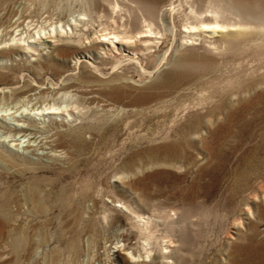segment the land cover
Returning <instances> with one entry per match:
<instances>
[{
	"label": "rangeland",
	"instance_id": "374dc122",
	"mask_svg": "<svg viewBox=\"0 0 264 264\" xmlns=\"http://www.w3.org/2000/svg\"><path fill=\"white\" fill-rule=\"evenodd\" d=\"M109 1L0 0V264H123L118 246L264 264V26L217 50L166 32L139 65L100 50L126 21ZM40 28H72L79 47L4 44Z\"/></svg>",
	"mask_w": 264,
	"mask_h": 264
},
{
	"label": "bare ground",
	"instance_id": "6f19581e",
	"mask_svg": "<svg viewBox=\"0 0 264 264\" xmlns=\"http://www.w3.org/2000/svg\"><path fill=\"white\" fill-rule=\"evenodd\" d=\"M163 1H164V4H162ZM109 2L108 4L110 6L111 13L119 11L117 12L119 15V19H122L125 17L126 21H122V20L119 21L113 17V24H115V26H112V28H109V30L107 29L108 28L107 26H104L101 29L104 32L101 33L102 38H100L98 42L105 45L106 47L104 46V47H101V49L100 48L99 49L101 51H104V53H108V54L109 53L111 54L113 53V51H115V53H119V55H122L121 57H124L125 55H127V54H123L124 52H127V53L132 52L134 55L133 56L128 55V58L129 59L131 58L133 61L139 63V65H142V63L140 62L141 60L138 57V55L139 56L142 55L143 57L145 54V51L147 52L157 51L156 50L157 48L156 49L154 48L160 47V45H158L159 44L158 42L159 40L163 39L166 32L169 33L173 37L179 36L180 44L182 46H184L185 44L190 46V45H196V44L202 45L204 43H208L210 45L209 46L207 44L209 48L212 47L211 45H213L214 48H216L215 50H217L218 48L221 47L222 44H225L226 46H230L231 44L230 36L231 35L240 33L243 29L247 30V28H249L251 25L252 26L254 25V27L264 26V14H263L264 3L260 2V0H153V4H151V6H146L145 4L142 3V0H117L113 4ZM167 16L170 17V22L167 21L168 19L166 20ZM104 19L106 20V18ZM78 23L79 21H77V24ZM70 30L72 34L74 29L72 30V28H70ZM90 30L92 29L90 28ZM64 33H65V36H63ZM64 33L60 29L57 30L53 28L45 32L43 29L40 28V30L37 29L35 31L34 35L32 34L29 36L31 37L30 40H27L25 38L26 42L24 38L18 37L14 42H5L4 44L8 45L9 51L10 50L30 51V50H34L32 46V43L34 42H38V44L44 43L45 45V42H48V43L50 42L51 44V41L53 42V41L63 40V42L58 44L59 46L56 47V49L61 50V52L63 51L64 53V51L74 46L78 48L79 46L76 45V42L78 43L80 38L74 37V36L72 37L71 34L68 35V31L66 29ZM217 33L220 34L218 37L216 36ZM14 37L11 39L12 41L13 39L16 38ZM88 37L89 36H86L85 38L87 39ZM174 41L176 42V40ZM10 45L12 47H10ZM46 46H49V45H46ZM202 46L203 47L201 49L203 50L205 46L204 45ZM87 49H88L87 47L84 48V50H87ZM119 62H121V59ZM0 92H2V89H0ZM44 106H42L43 108L39 109L40 114L59 112L57 110L58 108H60L58 107L59 106L58 104L57 106H54L53 104L46 106V107ZM66 106L68 105L66 104ZM68 111H66V113H69ZM21 126L23 125L15 124V127L6 125L4 126V128H6L7 131L16 130L15 128H18L19 129L18 131L25 130ZM146 222L148 223L149 220H146ZM167 240H168L167 241L168 244L163 245V247H160V251H159L161 254V257H164V258L165 257L170 258V256H172L167 252V248H169V246H171L172 242L174 241L172 239H167ZM144 247L145 246L143 245V248ZM121 249H122V246H118L117 248L118 256L122 260L123 264H160L161 263V260H160V263L156 261L157 258L155 256L152 257V260L150 262H147V260L145 259L146 256H150L149 252L152 250V247L145 248V251H146L145 257L142 256V253L134 254L132 253V251H128V253L131 256V260L128 257H123V255L120 254ZM154 254L155 253H153V255ZM245 262L246 264H255L258 262V259L248 257L245 259ZM164 263L166 264V262Z\"/></svg>",
	"mask_w": 264,
	"mask_h": 264
}]
</instances>
